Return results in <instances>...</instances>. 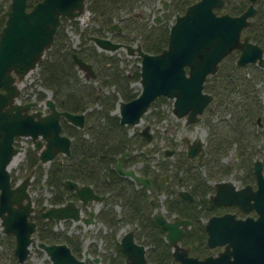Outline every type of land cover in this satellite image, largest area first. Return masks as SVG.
<instances>
[{"label": "water", "instance_id": "obj_1", "mask_svg": "<svg viewBox=\"0 0 264 264\" xmlns=\"http://www.w3.org/2000/svg\"><path fill=\"white\" fill-rule=\"evenodd\" d=\"M258 0H250L239 14L216 12L224 0H197L178 14L169 27L167 45L160 52L151 53L140 44L124 43L108 37L87 36L95 46L113 52L124 49L127 54L140 57V92L129 100L119 99L115 112L122 124H138L151 102L158 96L172 99V112L177 117H187L196 122L205 107L212 101L211 93L204 90V82L214 74L220 61L233 50L238 51L237 65L255 63L264 68V51L244 30L250 25L256 13ZM86 0H37L28 6L27 0H9L3 12L5 22L0 29V225L1 231L15 239L14 252L19 261L30 254L36 222L32 219L34 206L29 191L32 172L12 183L9 164L13 157L23 151L16 145V137H29L33 148L38 151L42 163L52 161L58 153L68 156L72 138L62 132L60 119L83 128L85 111L61 110L50 97V90L43 89L46 98L39 102L30 100L18 102L19 84L25 75L37 67L44 52L52 44L61 17L76 18L84 10ZM73 61L85 78H95L90 62L75 52ZM264 108V93L262 96ZM42 107V108H41ZM47 108V112L44 111ZM150 125L141 132L151 138ZM187 141L188 139L185 138ZM203 141L201 138L188 144L187 154L198 156L202 165ZM173 150H167L170 154ZM121 154L114 165L118 174L127 176L136 184L151 188V178L139 174L134 168H123L122 161L129 155ZM256 186L246 184L237 187L231 180L214 183V192L209 196V205H236L246 213L238 217L233 212L213 214L204 221L206 244L209 247L224 245L216 257L199 259L188 254V248L181 240L190 220L179 215L168 218L161 206L154 214V223L163 233L173 255L171 264H216L221 259L238 258L244 264L252 258L264 257V175L260 159L254 162ZM64 184L73 191L76 199L60 204L42 206L39 216L52 219L58 226L62 220H81L85 225L94 222L96 209L89 216L82 214L90 200L101 201L104 195L94 191L90 184L65 179ZM179 195L193 199L186 190ZM78 201V202H77ZM255 210L256 217L249 215ZM119 245L125 254L124 264H155L147 262L145 246L135 239L133 228H128L119 238ZM50 264H84L85 259L100 264V257H90L87 249L77 257L65 243L38 241Z\"/></svg>", "mask_w": 264, "mask_h": 264}, {"label": "trees", "instance_id": "obj_2", "mask_svg": "<svg viewBox=\"0 0 264 264\" xmlns=\"http://www.w3.org/2000/svg\"><path fill=\"white\" fill-rule=\"evenodd\" d=\"M143 1L145 0H86V7L97 18L99 33L103 31V34L98 33L99 35H107L104 31L115 23L114 20H117L121 29L113 31L112 38L126 43L140 39L143 50L157 53L167 45L169 23L165 20L160 24L150 25L142 17L134 16L138 6L144 4ZM8 2L9 0H0V29L5 22L3 12ZM34 2L35 0H28V5L31 6ZM246 7L247 0H225L222 10L239 14ZM244 31L254 42L262 46L264 51V0L257 1L255 16ZM129 33L135 35L129 36ZM83 38L77 48L71 47L66 42V35L58 26L52 44L37 64L40 84L50 90L51 97L59 109L70 112L85 111L83 128H77L66 121L61 123L63 132L71 136L72 142L70 154L63 158L61 166L57 167V162H52L48 170L46 182L55 189L48 201L51 204H60L72 197V191L64 184L65 179L90 184L96 192L106 194L96 213V219L108 229L107 234L102 238L105 242L104 248L109 251L102 253L92 246L87 249L89 254L99 255L101 264H122L123 257L115 234L122 225L128 223L135 224L136 240L143 244H151L147 253L149 259L155 262V244H159L160 257L165 259L163 264H167L170 256L169 246L163 238V233L154 223L155 210L160 204L157 195L160 191H164L168 197L163 205L167 213L191 221L181 243L192 245L196 254L204 253L207 248L206 232L201 217H209L214 213V208L208 204L207 194L212 188L208 179H214L215 175L210 173L206 177L201 175L199 169L191 168L189 160L182 158L183 153L177 155L176 161H180L181 165H188L186 171L185 167L178 168L175 162L170 160H165L163 164L156 163L158 170H155L146 158L139 157L143 156L144 152L134 153L123 160V167H128L137 161L143 162L137 170L146 176L153 174L150 190L116 172L114 165L121 154L142 148L147 143V139L140 132L129 134V125L122 124L119 116L111 112L119 99L126 101L136 96L131 93L130 82L139 80L140 73L137 68L125 71L117 56L97 50L95 45L85 38V34ZM73 52L91 63L96 74L95 78H83L80 75L72 58ZM237 56V50L226 55L220 61L217 71L209 75L204 82V90L213 97L203 114L210 133V146L205 162L208 163L210 160L216 163L217 168L223 169L226 174L229 169L220 162L233 144L236 145L234 153L239 166L248 170L253 157L257 154L261 155L260 151L264 150V132L258 133L253 129L256 116L261 112L257 83L264 78V68L256 64L237 65ZM92 79L99 85L95 86ZM102 85H113L115 91L105 93L100 87ZM45 97L46 94L38 92L36 98L41 100ZM94 104H98L99 107H93ZM258 143L260 148L256 147ZM262 158L264 163V153ZM26 162L32 170L36 169V166L39 167L40 163L34 149H28ZM170 165L175 166L174 169L172 168L174 178L180 176V169L185 172L182 177L188 184V191L193 195L194 200L182 198L175 188L159 184L157 174L166 172L170 169ZM40 175L39 168L36 181H39ZM115 202L119 206V211L113 207ZM37 219V226L39 224V227H42L38 217ZM51 222L46 220L44 228L42 227L43 231L38 234L39 239L47 243L65 242L73 254L80 257L82 255L80 239L77 236L53 231ZM12 248L13 244L6 247L7 254L12 255ZM15 264L18 263L15 261ZM84 264L96 263L86 259Z\"/></svg>", "mask_w": 264, "mask_h": 264}, {"label": "rangeland", "instance_id": "obj_3", "mask_svg": "<svg viewBox=\"0 0 264 264\" xmlns=\"http://www.w3.org/2000/svg\"><path fill=\"white\" fill-rule=\"evenodd\" d=\"M152 1H153L152 3H147V2L145 4L141 3V5L138 6L137 11H135V12L142 13L143 20H146L149 23L152 21V18L154 16L160 15L159 13V9L161 6L160 2H158L157 0H152ZM93 16H94L93 12H91L86 7V4H85L84 10L76 18L64 17L60 20V24H59L60 30L63 31L64 34L66 35V39H67L66 42L69 44V46L77 48L81 44V41L84 39L83 34L90 33L91 29L96 27L95 21L93 20L94 19ZM168 18H169L168 23L170 25L171 22L174 20L172 17V13L169 15ZM107 35L110 36L112 34L107 32ZM134 35L135 33H133V36ZM129 36H132V33H129ZM89 42L93 44L92 41H89ZM133 43L135 44L139 43L141 45V40L135 39ZM106 52L117 56L119 58L120 65L123 66L125 71L140 68L139 66L140 57L136 54H133V55L127 54L124 49H118L113 52H108V51ZM251 69L253 70V68ZM80 75H82V77L84 78V72L80 71ZM92 83L95 86L99 85L98 82L95 80H93ZM258 85L260 86L261 91L264 90V78H262L259 81ZM100 87L102 91H104L105 93H111L115 91V88L113 85H102ZM19 88H20V93L17 97L18 102H23L25 100H33V99L37 100L36 97H37L38 92H42L46 94L45 91H43V89H47V88L42 86L39 81L38 67L31 69L25 75V77L20 81ZM130 89H131L132 94L137 95L141 90V84L139 80H132L130 82ZM50 97H51V92H50ZM93 107L98 108L99 105L94 104ZM115 107H116V103L114 104V107L111 110V112L113 113L115 112L114 111ZM146 124L150 125V132L153 137L150 141H147V143L143 145L142 148H139L138 150H136V152L137 153L144 152L145 154L139 157L146 158V160H148L151 164L155 163L156 161H159L161 164H163L165 160H170V161L176 160L177 154L166 156L163 152V149L175 147L176 140H177V143H179V139L182 136H187L189 138H192L193 136L199 134L202 138L205 139L208 133V126L205 120H200L197 123L191 124V126H186L184 123V118L177 117L172 112V99L166 96L156 97L149 105L147 111L142 115L140 122L133 126L129 125L128 133L132 134L134 132H139ZM173 138H176V140H174ZM16 145L21 146V148H23V151L19 152L18 154L20 160L14 166L9 168L11 172L12 182L22 179L26 174L30 172V170H32V168L27 166V162H26L27 151L28 149L33 147L31 138L21 137V136L16 137ZM146 148L148 149V152H146ZM179 148H182V146L179 145ZM204 158H206V156H204ZM55 161L56 160H53L47 163L41 162L39 164V167L36 166V169L35 168L33 169V171L35 172H33V177L31 179V185L29 186V191L31 192V197L35 205L36 214L38 213V209L42 204H45V207L51 204L48 201V198L51 196V194L54 193L55 189L47 184L46 178H47L48 170L51 167L52 162H55ZM221 161L222 163L228 164V166H230L229 168L230 170L228 171L227 174H225L226 179L230 178L235 182L234 184L236 186H240L243 183L241 177L245 175L247 170L245 169V167L239 166L238 159L234 153V147H231L228 153L222 157ZM135 165L137 167L139 163H136ZM206 165H204L201 168L196 167L197 169H199L200 174L203 176L206 175L208 167H210L211 169L214 168V170L215 168H217V164L214 162H210L209 164H206ZM39 168L41 170V175H40L39 181H36L37 180L36 176L38 175ZM164 174L165 173L160 174L158 176V179L160 180L163 179V185L167 183H169V186L172 185L170 182H168V179L164 176ZM180 174L183 175L184 173L180 172ZM212 182H213L212 179H209V183H212ZM176 185H172L173 188L182 187L186 189V187L188 186V184H186L185 182L180 185L179 184H176ZM157 198L160 203L159 207L157 208L158 210L161 208V206L165 205V202L168 199V197L166 196V193L164 191H160L157 195ZM98 205L99 207L101 206V204H98ZM113 207L116 211L119 210V206L117 205L116 202L114 203ZM163 212L169 217L172 215V214L167 213V210L165 207H164ZM83 214H86V212H84ZM242 215L245 216L247 214L243 212ZM39 219H40V224L43 227L47 219H41V218ZM206 219H207L206 216L201 217V220L203 222ZM51 221H52L51 229L53 231L62 232L69 236H72V235L77 236L80 239L82 250L85 248L88 249L89 247L92 248V246H95L97 251L99 252L103 251L105 242L102 236L107 234L108 229L102 222L98 221L96 217L93 223H90L87 225L83 224L81 221H73L71 219H66V220H62L61 223L58 226H56L52 219ZM42 227H39V224H38L35 231L33 232L34 240L29 246L31 252L27 258L28 260L27 262H30L31 264H50V260L48 256L46 255V253L44 252V250L39 248L36 244V242L40 240L38 237V234L43 231ZM128 228H133L135 230V224L126 223L122 225L117 230L115 237L119 239V237Z\"/></svg>", "mask_w": 264, "mask_h": 264}, {"label": "flooded vegetation", "instance_id": "obj_4", "mask_svg": "<svg viewBox=\"0 0 264 264\" xmlns=\"http://www.w3.org/2000/svg\"><path fill=\"white\" fill-rule=\"evenodd\" d=\"M35 1H37V0H35ZM158 2H160V9H159V13H160V15H158V16H154L153 18H152V21L149 23L150 25L151 24H160V23H162V22H164L165 20H167V22H168V17H169V15L172 13V17H173V19L175 20V17L178 15V14H182L185 10H186V8H187V6L189 5V4H191V3H193V2H195V1H197V0H157ZM152 3L153 1L152 0H145V1H143V3L145 4V3ZM249 2H250V0H247V5L249 4ZM9 3V2H8ZM224 3H225V0H224ZM27 4H28V0H27ZM8 6V5H7ZM29 6V5H28ZM224 6V5H223ZM179 9V10H176V9ZM216 11L218 12V13H221V12H223V10H222V7L221 8H217L216 9ZM134 16H139L140 18L142 17V13H140V12H137V13H134L133 14ZM94 17V21H95V28H93V29H91V31H90V33H85V38L88 40V41H91V40H89L88 39V37L87 36H89V35H95V36H100V37H108V38H110L111 40H114V39H112L111 38V35L109 36V35H99L100 33L101 34H103L102 32L103 31H100V33H99V30H98V28H97V26H98V21H97V18L95 17V16H93ZM60 20H61V18H60ZM173 20V21H174ZM172 21V22H173ZM114 24L113 25H111L109 28H108V30H105L104 31V33L105 34H107V32H109V33H111L112 34V32L113 31H115V30H120L121 29V27H120V25H119V22L117 21V20H114ZM172 22H171V24H172ZM170 24V25H171ZM170 25H169V27H170ZM99 33V34H98ZM133 35V34H132ZM114 41H119V40H114ZM120 42H123V41H120ZM124 43H126V42H124ZM94 44V43H93ZM131 44H135V43H131ZM136 44H139V43H136ZM95 45V44H94ZM96 47V46H95ZM97 48V47H96ZM97 50H99V51H104V52H106L105 50H103V49H99V48H97ZM109 52V51H108ZM264 55V54H263ZM249 64H255V63H249ZM257 65V64H256ZM240 66H244V65H240ZM258 66V65H257ZM259 67V66H258ZM260 68H262V67H260ZM94 69V68H93ZM96 77V76H95ZM85 78V77H84ZM259 84V82L257 83V87H258V89H259V92H260V100H261V112L256 116V123L254 124V126H253V129H255L258 133H261V132H264V108H263V103H262V96H263V93H264V90H262L261 91V88H260V86L258 85ZM46 98V97H45ZM44 98V99H45ZM44 99H41V100H37V101H39V102H42ZM33 100H35V99H33ZM27 101H30V100H25V101H23V102H27ZM22 102V103H23ZM211 103V102H210ZM210 103L205 107V109L203 110V112L199 115V119L196 121V122H188L187 121V117L186 116H183V118H184V123H185V125L186 126H191V124H194V123H197V122H199L200 120H205V118L203 117V114H204V112L207 110V108H208V106L210 105ZM42 108V107H41ZM44 111L45 112H47V108H44ZM62 121H66L64 118H61L60 119V122L62 123ZM67 122V121H66ZM205 122H206V120H205ZM67 123H69V122H67ZM70 124V123H69ZM207 124V123H206ZM72 125V124H71ZM62 126V125H61ZM208 126V125H207ZM78 128V127H77ZM62 132H63V130H62ZM146 139H147V141H150L151 139H152V134H151V138L149 139V138H147V136L145 135V134H143L142 132H141V130L139 131ZM149 132H150V129H149ZM64 133V132H63ZM151 133V132H150ZM66 134V133H65ZM67 135V134H66ZM71 137V136H70ZM209 137H210V133H209V127H208V133H207V135H206V137H205V139L204 138H202L199 134H197V135H195V136H193L192 138H189V137H187V136H182L180 139H179V143H177V140H176V138H173L174 140H176V142H175V144H176V146L175 147H172V148H164L163 149V152H164V154L166 155V156H170V155H173V154H180V153H183V157L182 158H186L187 160H189L190 162V164H191V168H193V169H195L196 167H203L204 165H206V164H209L211 161L209 160L208 161V163L207 162H205V158H204V156H207L206 154H207V150H209ZM185 138H187L188 139V141L185 139ZM196 138H201V140L203 141V151H204V153H203V156H202V159H201V161H202V165H198V161H199V159H198V156H197V154L196 155H194V156H189L188 154H187V149H188V144L189 143H192V140L193 139H196ZM72 142V141H71ZM179 145H181L182 146V148H179ZM235 144H233V147L235 148ZM71 147V146H70ZM257 148H260V143H258L257 144V146H256ZM32 149H34L33 147H32ZM35 151H36V154H37V156H38V151L36 150V149H34ZM136 150H138V149H134L133 151H129L130 152V154L129 155H127L124 159H126L128 156H130V155H132V154H134V153H137L136 152ZM167 150H173L170 154H166V151ZM143 152V151H142ZM146 152H148V149L146 148ZM141 153V152H140ZM260 153H261V155L260 154H257V155H255L254 157H253V160H252V164H251V167H250V170H248L247 168H245L246 170H247V172L245 173V175L244 176H242L241 177V179H242V181H246V182H244V183H242L240 186H237V187H241V186H243V185H246V184H251L253 187H255L256 186V176H255V173H254V162H255V160L256 159H260L261 160V163H262V169H263V175H264V163H263V158H262V154L264 153V150H261L260 151ZM66 155H64L63 153H58L56 156H55V158L53 159V160H56L55 162H57V167H60L61 166V164H62V161H63V158L65 157ZM123 159V160H124ZM52 160V161H53ZM221 160H222V158H221ZM38 162L39 163H41V161L39 160V157H38ZM158 162L159 161H156L155 163H153V164H151L150 163V166L152 167V168H155V170H158L157 169V166H156V163L158 164ZM172 162H175V165L176 166H178V168H182V167H185L184 168V170L186 171L187 170V167H188V165L187 166H184V165H181V162L180 161H176V160H174V161H172ZM136 163H139V165L136 167ZM160 163V162H159ZM164 163V162H163ZM188 163V164H189ZM220 163H222V161L220 162ZM223 164H225V163H223ZM143 165V162L142 161H137V162H135L134 164H132V165H130V166H128V167H123V161H122V167L123 168H129V167H132V168H134L137 172H138V168H140L141 166ZM227 167H228V169L230 168V166H228V164H225ZM207 166V165H206ZM218 166V165H217ZM136 167V168H135ZM169 168L170 169H168L166 172H161L160 174H162V173H165L164 174V176L168 179V182H170L172 185H176V184H182V183H184L183 181H184V178L182 177L183 175H185V172L183 171V170H181L180 169V171H179V174H180V172L181 173H184L183 175H181V176H179V177H176V178H174V171H173V169L175 168V166H173V165H170L169 166ZM173 168V169H172ZM222 169V168H221ZM223 170V169H222ZM222 170H219L218 168H215V170H214V168H210V167H208V169H207V173H206V175L205 176H207V174L208 173H210V174H214L215 176H214V179H212V183H209L210 185H211V191L207 194V198H208V204H209V196H210V194H212L213 192H214V183L215 182H217V181H221V180H231V181H233L232 179H230V178H228V179H226V173H224ZM230 170V169H229ZM33 172H35V171H33L32 170V177H33ZM117 172V171H116ZM139 174H141L140 172H138ZM159 174V175H160ZM141 175H143V174H141ZM158 174H157V179H158V176H159ZM123 176V175H122ZM144 176H146V175H144ZM127 177V176H126ZM148 177H150L151 178V187H152V184H153V174H149L148 175ZM129 178V177H128ZM132 180V179H131ZM12 181V180H11ZM158 181H159V184L161 185V186H167L168 188H173V186L172 185H170L169 186V183H167V184H165V185H163V179L162 180H160V179H158ZM208 182H209V179H208ZM12 183H15V181L14 182H12ZM233 183H235L234 181H233ZM30 185H31V183H30ZM29 185V186H30ZM137 185H141V184H137ZM66 186V185H65ZM144 186V185H143ZM177 186V185H176ZM67 187V186H66ZM68 188V187H67ZM69 189V188H68ZM94 189V188H93ZM148 189V188H147ZM151 189V188H150ZM150 189H148V190H150ZM176 189V191H177V194L179 195V193H178V191L180 190V189H183V190H186V191H188V188L186 187V189L185 188H175ZM71 190V189H70ZM72 191V190H71ZM95 191V190H94ZM213 191V192H212ZM96 192V191H95ZM189 192V191H188ZM96 193H98V192H96ZM190 193V192H189ZM98 194H100V193H98ZM191 194V193H190ZM101 195H104V197H103V199L105 198V196H106V194H101ZM192 195V194H191ZM180 197H182V198H186V197H183V196H181V195H179ZM193 196V195H192ZM68 199H76V197H75V195H74V193H73V191H72V197L71 198H67L66 200H68ZM103 199L101 200V201H96V200H90L89 202H88V204H87V207H83V209H82V214L84 213V212H86V214H83L84 216H89V211L90 210H93V209H96V212H95V215H94V219H95V217H96V213H97V211H98V209L100 208L99 207V205L98 204H101L102 205V201H103ZM186 199H188V198H186ZM33 200V199H32ZM65 200V201H66ZM189 200V199H188ZM192 200H194V197H193V199ZM64 201V202H65ZM78 202V201H77ZM45 204H42L40 207H39V209H38V213L36 214V211H35V205H34V202H33V206H34V211H33V216H32V219L36 222V227H37V217H39V218H41L40 216H39V212H40V210H41V208H42V206H44ZM210 206H212L213 208H214V213L213 214H222V213H224V212H233V213H235L236 214V216H238V217H244L243 215H242V211H240L239 210V208L236 206V205H210ZM159 210V209H158ZM119 211V210H118ZM157 211V210H156ZM155 211V212H156ZM164 211V210H163ZM165 214V213H164ZM212 214V215H213ZM249 215H251V216H254V217H256V215H257V213L255 212V210H251L249 213H248ZM166 215V214H165ZM173 215H176V214H172L170 217L169 216H167L168 218H171ZM246 216V215H245ZM41 219H46V218H41ZM40 220V219H39ZM47 220H51V219H47ZM54 221V220H53ZM79 221H81V220H79ZM95 221V220H94ZM42 222V221H41ZM82 222V221H81ZM55 223V222H54ZM83 223V222H82ZM84 224V223H83ZM190 224H191V221H190ZM190 226V225H189ZM188 226V227H189ZM187 227V228H188ZM187 228H185V230L187 229ZM185 230H184V232H185ZM134 235H135V230H134ZM184 235V234H183ZM120 238V237H119ZM164 238V237H163ZM183 238V237H182ZM39 241H42V240H39ZM118 241H119V239H118ZM38 242V241H37ZM37 242H36V244H37ZM139 242V241H138ZM166 242V241H165ZM205 242H206V240H205ZM56 243H61V242H56ZM10 244H13V248H12V255H10V254H7V252H6V247L7 246H9ZM144 246H145V257H146V261L147 262H154V261H152V260H150L149 259V257H148V255H147V253H148V250H149V247H150V245L151 244H143ZM158 245L159 244H155V264H163V261L165 260V259H163V258H161L160 257V253H161V250L159 249V247H158ZM182 246H185V247H187L188 248V254L189 255H191V256H196V257H198L199 259H202V258H204V257H206V256H212V257H216L217 255H218V253L219 252H221L222 250H224V245L222 244V245H217V246H215V247H209L207 244H206V246H207V248H206V250H204V253H197L196 254V252H195V249L192 247V245H187V244H181ZM6 246V247H5ZM168 246H169V252H170V256H169V258H168V262H167V264H171L172 262H173V255H172V250H171V247H170V245L168 244ZM14 247H15V239H14V237L13 236H9V235H7V234H5V233H3L2 231H1V225H0V264H15V261L18 263V264H29L30 262H27L28 260H27V258H28V256L23 260V261H19L18 260V257H17V255L15 254V252H14ZM119 248H120V245H119ZM86 249V248H85ZM84 250V249H83ZM83 250H82V255L80 256V257H82L83 256ZM88 251V250H87ZM109 251V250H108ZM105 248H103V251H102V253H105V252H108ZM120 251H121V256L123 257V259H122V264H124L125 263V254L123 253V251L121 250V248H120ZM88 254H89V252H88ZM89 256L90 257H93V256H91L90 254H89ZM95 256H99V255H95ZM100 257V256H99ZM87 259H91V258H87ZM86 260V259H85ZM92 261V260H91ZM85 262V261H84ZM93 262V261H92ZM94 263V262H93ZM176 263H178L179 264V261H176ZM100 264H101V258H100ZM216 264H244L243 263V261H241V260H239L238 258H234V257H230L229 259H221V260H219ZM246 264H264V257L263 258H252V259H249L248 260V263H246Z\"/></svg>", "mask_w": 264, "mask_h": 264}, {"label": "bare ground", "instance_id": "obj_5", "mask_svg": "<svg viewBox=\"0 0 264 264\" xmlns=\"http://www.w3.org/2000/svg\"><path fill=\"white\" fill-rule=\"evenodd\" d=\"M18 154H19V153H18ZM18 154H16V155L13 157V159L11 160V162H10V164H9V168H11L12 166H14V165L20 160Z\"/></svg>", "mask_w": 264, "mask_h": 264}]
</instances>
